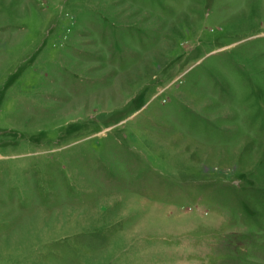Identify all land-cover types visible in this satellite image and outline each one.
<instances>
[{
    "label": "rangeland",
    "instance_id": "rangeland-1",
    "mask_svg": "<svg viewBox=\"0 0 264 264\" xmlns=\"http://www.w3.org/2000/svg\"><path fill=\"white\" fill-rule=\"evenodd\" d=\"M0 264H264V0H0Z\"/></svg>",
    "mask_w": 264,
    "mask_h": 264
}]
</instances>
